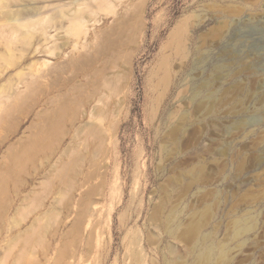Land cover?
I'll return each instance as SVG.
<instances>
[{"label":"rangeland","instance_id":"obj_1","mask_svg":"<svg viewBox=\"0 0 264 264\" xmlns=\"http://www.w3.org/2000/svg\"><path fill=\"white\" fill-rule=\"evenodd\" d=\"M0 204L4 264H264V0H0Z\"/></svg>","mask_w":264,"mask_h":264},{"label":"bare ground","instance_id":"obj_2","mask_svg":"<svg viewBox=\"0 0 264 264\" xmlns=\"http://www.w3.org/2000/svg\"><path fill=\"white\" fill-rule=\"evenodd\" d=\"M176 27H177V26H176ZM178 28H179V27H178ZM176 30H177V29H176ZM171 34H172V33H171ZM174 34H175V33H174ZM172 35H173V34H172ZM176 35H177V34H176ZM81 197H83V196H81ZM81 197H80V198H81ZM24 198H25V197H24ZM80 198H79V200H80ZM25 200H27V199H25ZM79 200H78V201H79ZM22 202H23V200H22ZM2 205H4V204L2 203ZM0 206H1V204H0ZM0 209H1V208H0ZM2 209H3V208H2ZM15 211H16V210H15ZM17 211H18V209H17ZM20 211H22V209H21ZM20 211H18V212L20 213ZM17 215H18V214H17ZM1 216H2V215H1ZM1 216H0V217H1ZM18 217H19V216H18ZM13 218H15V217L13 216ZM77 218H78V217H77ZM15 219H17V218H15ZM1 220H2V219H1ZM12 221H13V222H14V221L16 222V220H12ZM73 221H74V220H73ZM77 221H78V220H77ZM15 224H16V223H12V225H15ZM17 224H18V223H17ZM32 224H33V223H32ZM73 224H74V222H73ZM32 226H33V225H32ZM71 226H72V225H71ZM14 227H15V226H14ZM73 227H74V225H73ZM32 228H34V227H32ZM28 229H30V227H28ZM28 229H27V230H28ZM71 229H72V228H71ZM71 229L68 228V230H71ZM28 231H29V230H28ZM66 232H67V231H66ZM37 233H38V232H37ZM68 233H69V232H68ZM39 234H40V233H39ZM39 234H38V236H40ZM66 235H67V234H66ZM15 236H17V235H15ZM38 236H37V237H38ZM37 237H36V238H37ZM43 237H44V236H43ZM43 237H41V238L43 239ZM63 237H64V236H63ZM15 238H16V237H15ZM15 238H14V239H15ZM11 241H12V240H11ZM43 241H44V240H43ZM45 241H46V240H45ZM13 242H14V241H13ZM13 242H12V243H13ZM9 244H10V242H9ZM14 244H15V243H14ZM66 244H67V243H66ZM5 245L7 246V244H5ZM12 245H13V244H12ZM12 245L8 246L9 249H10V247H11V249H12ZM23 245H24V244H23ZM29 245H30V243H29ZM63 245H65V243H64ZM43 246H44V245H43ZM3 247H4V246H3ZM22 247L24 248V246H22ZM28 247H30V246H28ZM41 247H42V246H41ZM45 247H46V246H45ZM45 247H44V248H45ZM64 247H66V246H64ZM23 248H22V249H23ZM25 248H26V246H25ZM30 248H31V247H30ZM64 249H65V248H64ZM1 250H2V249H1ZM58 250H59V249H58ZM2 251H3V250H2ZM9 251H10V250H9ZM25 251H27V249H26ZM3 252H4L5 254H7L8 251H7V249H6V251H3ZM3 252H2V253H3ZM21 252H22V250H21ZM63 252H64V251H62L61 253H63ZM2 253H1V254H2ZM25 253H26V252H24V254H25ZM8 254H10V253H8ZM58 254H59V253H58ZM212 254H213V249H212L211 247H206L205 250L203 251V256H204L205 258H207V259H210V258L212 257ZM2 255H3V254H2ZM63 255H64V254H63ZM19 256H20V255H19ZM19 256H18V258H19ZM3 257H4V255H3ZM4 258L6 259V258H7V255H6ZM4 258H3V259H4ZM56 258H57V257H56ZM59 258H60V257H59ZM61 258H62V257H61ZM0 259H1L0 261L2 262V258H1V256H0ZM5 259H4V260H5ZM33 259H34V258H33ZM35 259H36V258H35ZM15 260L17 261V258H16ZM18 260H19V259H18ZM22 260H24V259H22ZM38 260L40 261V259H38ZM56 260H57V259H56ZM58 260H59V259H58ZM27 261H28V260H27ZM30 261H31V260H30ZM23 262H24V261H23ZM23 262H22V263H23ZM31 262H32V261H31ZM35 262H36V261H35ZM56 262H58V261H56ZM56 262H55V263L53 262V263L56 264ZM4 263H5V262L0 263V264H4ZM29 263H30V262H29ZM17 264H18V263H17ZM20 264H21V262H20ZM27 264H28V263H27Z\"/></svg>","mask_w":264,"mask_h":264}]
</instances>
